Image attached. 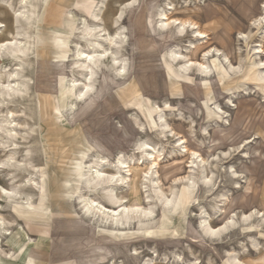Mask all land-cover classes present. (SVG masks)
Instances as JSON below:
<instances>
[{
	"label": "rangeland",
	"instance_id": "374dc122",
	"mask_svg": "<svg viewBox=\"0 0 264 264\" xmlns=\"http://www.w3.org/2000/svg\"><path fill=\"white\" fill-rule=\"evenodd\" d=\"M14 1L9 0V3ZM168 2L174 7L170 15L179 18H188L189 15L198 22L201 30L209 34L208 42L195 54L184 47L189 44V34L178 36L174 27L165 31L156 25L157 17L153 16L156 6L166 7ZM261 2L141 0L136 9L127 8L122 25L128 43L125 46L128 79L105 80L101 79L99 72L94 95L77 104L76 111L70 113L64 108L74 93L67 87L68 77L74 75L70 60L72 51L67 41L73 39L84 44L85 39L78 32L77 17L69 15V11L73 15L87 14L94 0H50L43 15L41 10L42 17L33 28V56L37 58L31 69L34 78L31 87L49 92L35 94L40 103L41 115L35 121L40 125L42 149L41 154L32 150L30 157L36 165L34 171L39 190H27L32 199L31 207H22L0 197V201L3 200L1 213L13 221V226H7L13 232L18 230L12 241L1 234L3 251L12 252L9 259L2 254L3 260L11 261L17 255L14 252L25 243L28 245L23 264L34 258L32 251L40 248V243L34 239L39 237L34 228L47 217L52 226H48L49 232L44 237L45 243L49 242L50 252L42 254L48 261L37 258L43 264H91L90 258L94 264H107L110 260L116 264H161L163 262L159 259L164 261L161 258H165L168 264H239L238 258L240 264H264V221L256 214L249 223L241 217L243 211L248 212L252 208L264 212V82L260 80L262 69L256 67L252 54L255 45L264 36V26L250 28L249 41L237 40V32H247L248 22L259 15ZM9 16L7 11H0V19L5 22ZM112 16L109 10L106 25L110 31L114 29V25L110 24ZM172 46H178L184 55L196 61L201 58L203 49L216 46L228 54L232 65L240 66V74L233 78L228 73V64L218 56L210 58L209 62L214 77L203 76L194 70L184 74L177 64L168 59ZM1 56H4L3 64L8 65L4 52ZM48 58L65 59L67 67L45 60ZM65 72L67 77L59 76ZM214 78L232 95H220ZM217 106L226 111L224 116L229 120L228 127L218 113L214 114L218 111ZM159 110L164 112L167 130L173 131H167L165 136L160 133L162 128L158 125ZM18 120H24L23 116H18ZM139 121L143 123L142 129L136 125ZM216 121L226 128L215 129L218 125ZM68 122L76 124L71 126ZM202 127H208L205 133ZM174 132L186 139L188 147L199 150L204 156L226 149L232 152L231 147L238 146L244 139L251 142L245 147L247 157L241 158L242 153H235L229 159L220 160L217 154V159L208 163L207 169H212L214 173L209 175L210 184L215 183L211 189H192L184 177L188 171V159L180 156L178 135ZM141 139L158 144L160 152L165 155L154 173L160 190L155 192L150 186L146 189L151 196L154 215L149 220L132 222L144 233L136 235L139 238L128 243L93 238L97 218H93L96 222L88 221L76 201V196L87 191L85 161L96 151L110 160L117 152L138 156L136 143ZM232 164L241 175L239 187L224 171ZM143 172L141 166L130 168L129 187L122 191L130 203L143 202L144 188L140 184ZM192 177L198 186L202 184L196 170ZM1 180L0 177V182L7 186L8 182ZM99 190L95 194L99 195ZM158 194L172 198L170 210L161 207L162 199L157 197ZM222 194L228 196L224 205L220 201ZM221 206L222 214L215 216ZM203 212L214 226L232 216L233 222L228 224L219 240H212L199 227V216ZM104 227L111 231V227ZM111 261L110 264H113Z\"/></svg>",
	"mask_w": 264,
	"mask_h": 264
},
{
	"label": "bare ground",
	"instance_id": "6f19581e",
	"mask_svg": "<svg viewBox=\"0 0 264 264\" xmlns=\"http://www.w3.org/2000/svg\"><path fill=\"white\" fill-rule=\"evenodd\" d=\"M49 1L50 0H15L13 3H9V0H0V11L5 10L10 15L7 22L0 19V153L2 154L0 157V177L2 179L1 181L8 182L7 186L6 183L4 185L2 184L3 182H0V197L22 207L32 206V199L30 200L31 197L27 190H39V183L36 177L37 173L34 171L36 165L30 157L31 152L35 150L41 154L42 149L40 125L35 121L36 118H40L41 115L40 103L38 97L35 99V94H45L49 92H40L37 89L33 90L31 87L34 82V78L31 76V74H33L31 69L35 58H37V56H33V41L35 39L33 28L44 14ZM140 1L141 0H94V4L87 14L79 13L78 15H73L69 11V15L74 18L77 17V29L84 37L85 43L79 44L73 39H68L67 41L72 51L70 60L73 66L72 73L74 74L68 77L67 87L73 90L74 93L71 100L67 101L64 105L66 112L74 113L77 104L84 103L86 99L94 95L96 90V77L99 72L102 74L101 79L105 80L123 81L128 79L129 70L125 53L127 36L125 27L122 25V19L125 10L127 8L131 10L136 9ZM173 8V3L171 2H168L166 7L157 5L153 13V16L157 17L156 25L165 31L174 27L178 36H186L189 34V44L187 47H184L186 48L185 50H190L191 54H195L199 48L208 42L209 34L207 31L201 30L198 22L191 19L189 15L188 18H179L170 15ZM259 8V15L252 18L250 23L248 22L249 30L247 32H237V40H244V42L249 41L250 28L258 29L264 26V0H262ZM41 10L43 11L40 16ZM109 10H111L113 14L110 24L111 26L114 25V29L111 31L108 30L106 25V15ZM263 40L264 36L262 40L255 45L252 51V54L255 56L256 67L262 69V75L260 77L262 82H264V56H262L264 53ZM202 51L204 52L201 58L196 61L184 55L178 46H172L168 51V59L171 63L177 64L178 68L181 69V72L184 74L194 70L203 76L211 75V77H214V72L209 62L210 58H217L218 56V58L220 57V59L228 64V73L232 75L233 78L238 77L240 74V66L232 65L228 54L222 49L212 46ZM1 52L5 53L7 57L5 60H8V65H4L5 63L3 64L4 56H1ZM89 56L92 57L91 60L87 58ZM45 60L67 67V60L62 58H48ZM103 66H105V69ZM59 76L67 77L68 74L65 72L61 73ZM215 81L218 85V93L220 95H232V92H227L223 89L219 80L215 79ZM128 88L131 91V87ZM131 93L134 95L132 91ZM233 95H235V92H233ZM15 105L20 107L16 108ZM217 108L218 111L214 112V114L216 115V113H218V117L222 118L223 123L228 127L229 120L227 116H224L226 111H222L219 106H217ZM159 111H157L156 114ZM163 113L164 112L161 111L157 118L160 122L158 125L162 128L160 133L162 136H165L167 131L171 133L173 131L172 129L167 130L168 125L164 119ZM20 115L23 116L24 120H18V116ZM190 123H192V121H190ZM68 124L74 126L76 122H68ZM136 125L141 129L143 128V123L141 121L136 122ZM226 127H222V125L218 123L215 129H223ZM207 128L208 127H202L201 130L203 133L206 132ZM174 134L178 135L177 132H174ZM250 142L251 140L244 139L238 146L231 147L232 152L226 149L221 150L219 153L214 152L209 156H204L199 150L188 147L186 139L178 135L177 143L180 156H186L188 159V171L187 175L184 177L188 179L191 185L190 187L192 189H195V187H197L196 189L200 187L211 189L215 183L212 185L210 184L211 179L209 175H213L214 173L212 169H207L208 163L212 161L217 154L220 160L229 159L233 154L235 155V153H242L241 158L247 157L245 147L248 146ZM136 149L140 153L138 156L125 155L122 152H117L113 156V159L110 160L108 156L96 151L85 161L84 175H87V191L76 196V201L82 214L88 217V221H95L93 218H97L96 221L98 225L95 224L93 226V238L97 237L98 239L109 240L112 243L118 244L128 243L133 239H138L139 236L135 237L136 235L144 233L143 230L134 227V223L132 222L139 219L149 220L154 215L149 199L151 196L146 189L147 186H150L155 192L160 190L157 186L158 181L154 173L158 169L160 161L164 160L165 155H162L160 152L158 144L147 141L146 139L139 140L136 143ZM131 165L141 166L144 169L140 183L144 188V195L142 196L144 199L142 203H130L126 199L125 194L122 193L127 186L129 187ZM195 170L198 180L202 181V184L199 186L198 182L192 179L194 178L192 174ZM224 171L229 174L236 187L241 185L242 180L239 179L241 175L239 171L235 169V165L232 164L227 166ZM113 177H115V179H113ZM146 182L150 185H147ZM97 190L100 191L99 195H97L98 193L95 194ZM157 197L162 199L161 207L164 210H170V205L173 203L172 198L170 199V197L164 194H158ZM222 197L220 201L224 205L228 200V196L222 194ZM2 202L3 200L0 201V264H4L2 263V254L8 259L12 254L10 250L8 252L3 251L1 234L7 235L9 241H12V237L17 236L16 232H18V230L15 232L11 231L7 226L8 224L13 226V224L11 225L12 220L9 221L3 216V212L1 213V208L3 207ZM221 212L222 206L217 210L215 216H220L222 214ZM149 213L151 214L149 215ZM255 214L256 216L260 215L264 221V212L256 208H252L248 212L243 211L241 217L245 223H249L250 219L253 218ZM199 218V227L212 238V240H219L227 230L228 224L233 222V218L230 216L220 225L214 226L207 221L205 212L200 214ZM5 219H7L9 223ZM263 223L261 225H263ZM105 225L111 227V231L106 230L104 227ZM131 231L133 234L128 235ZM214 232L215 235H213ZM32 240L34 239L32 238ZM161 259L164 261L160 259L159 261L163 262L161 264H164L166 259ZM89 260L92 262L91 264L95 263L91 258ZM110 261L107 264H110ZM237 262L240 264L241 260L238 258ZM111 263L116 264L112 261ZM145 264L151 263L147 262ZM165 264H168V262Z\"/></svg>",
	"mask_w": 264,
	"mask_h": 264
},
{
	"label": "crops",
	"instance_id": "0c3cea01",
	"mask_svg": "<svg viewBox=\"0 0 264 264\" xmlns=\"http://www.w3.org/2000/svg\"><path fill=\"white\" fill-rule=\"evenodd\" d=\"M48 226H52V223L50 224L49 219H47V217H45V218H43V220H40V222L38 223V227L34 228V232H36V234L39 235V237L34 238V239L36 240L37 243H40V248L39 249L37 248L38 251H32L31 254L34 256V258H29L28 263H30V264H43L42 262L37 260V258L38 259H44V260L48 261V259H45V256H43V254H42V253H45V251L50 252L48 249V243L49 242L45 243L46 239L44 237L49 232ZM50 235H51V230H50ZM27 245L28 244L25 243V245H23L19 251L14 252V253H17V255L11 261L2 260V263H4V264H23V261L25 259ZM65 264H69V263L67 262Z\"/></svg>",
	"mask_w": 264,
	"mask_h": 264
},
{
	"label": "snow or ice",
	"instance_id": "6c2138e0",
	"mask_svg": "<svg viewBox=\"0 0 264 264\" xmlns=\"http://www.w3.org/2000/svg\"><path fill=\"white\" fill-rule=\"evenodd\" d=\"M89 60H91L92 59V57L91 56H89V57H87ZM121 71H123V70H121ZM113 179H115V177H113ZM151 213H149V215H150ZM247 218V217H246ZM213 235H215V232L213 233Z\"/></svg>",
	"mask_w": 264,
	"mask_h": 264
}]
</instances>
